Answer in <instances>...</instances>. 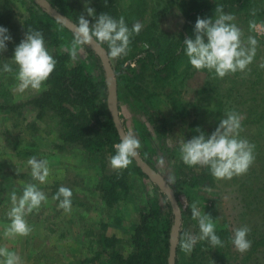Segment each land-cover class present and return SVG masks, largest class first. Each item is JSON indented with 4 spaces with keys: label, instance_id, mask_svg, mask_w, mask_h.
<instances>
[{
    "label": "rangeland",
    "instance_id": "374dc122",
    "mask_svg": "<svg viewBox=\"0 0 264 264\" xmlns=\"http://www.w3.org/2000/svg\"><path fill=\"white\" fill-rule=\"evenodd\" d=\"M187 1L116 0L115 18L123 17L130 30L138 21L142 29L131 38L126 56L110 59L106 44L99 46L100 53L107 57L112 72L113 67H126L132 61H139L142 66L135 78L127 83L129 89L124 88L123 94L144 106L146 117L158 131L165 163L163 167L158 164L157 168L179 187L182 206L178 229V237L179 234L182 236L180 243L185 233L199 235L198 222L192 219L191 208L185 206L193 202L202 213L211 216L215 232L222 241L223 246L215 248L208 241H197L191 254L180 248V264H264V67H261L264 65V0H254L245 8L223 10L235 17L232 23L241 30L245 44L248 36L258 41L253 62L245 72L229 73L223 79L214 78V73L207 70H194L185 57V61L176 66L175 74L163 79V75L153 71L152 59L145 56L149 45L140 39L147 27L155 25L159 47L166 49L167 41H177L185 22L182 10ZM5 2L8 11L0 27L8 30L11 40L6 44L7 50L0 53V247L15 252L22 264H90L86 261L96 248L94 243L89 244L91 234H104L120 240L117 249L126 257L131 248L130 231L137 223L142 207L141 181L136 176L129 177L132 190L128 199L111 210L103 208L96 187L101 175L114 171L109 163L111 155L103 151L90 154L83 146L84 142L71 138L70 130L63 126L70 113L63 114L61 109L51 106L35 107L33 101L49 90L46 85L43 84L38 91H13L17 84V68L9 60L26 34L23 24L26 5L22 0H0L2 13ZM71 2L90 25L110 9L107 6L110 0L107 4L105 0L100 3L99 0ZM86 5L94 9V17L87 15ZM128 8L132 9L131 13L127 12ZM253 22L257 26L254 30L250 29ZM5 63L12 66L13 72H3ZM62 106L72 110L65 102ZM229 111L242 117L239 138L254 145V162L246 174L231 180H216L211 175L212 181L203 187L182 188V181L204 172L203 167H188L182 162L179 155L181 143L198 136L197 128L207 138ZM121 112L125 118L130 115L124 104ZM86 119H80L79 123L85 124ZM89 132L92 139L96 138ZM32 156L48 161L50 175L44 184L33 180L30 175L27 160ZM28 183L36 184L46 195L47 202L25 217L32 229L27 237L5 238V226L11 223L7 216L12 207L10 194L15 191L19 197L23 186ZM62 186L72 191L71 211L68 213L59 209V201L52 199ZM244 226L250 229L246 238L251 241V248L241 254L235 250L232 238L234 230Z\"/></svg>",
    "mask_w": 264,
    "mask_h": 264
},
{
    "label": "trees",
    "instance_id": "16d2710c",
    "mask_svg": "<svg viewBox=\"0 0 264 264\" xmlns=\"http://www.w3.org/2000/svg\"><path fill=\"white\" fill-rule=\"evenodd\" d=\"M25 9L24 29L41 31L45 47L50 55L56 60V67L49 79L44 83L48 87L40 98L33 101L35 107L51 106L58 108L63 114L70 113L69 120L63 123L71 132V138L84 143L90 154L95 152L109 153L115 155L114 145L120 142L116 128L108 109V87L106 83L105 69L100 56L92 46H83V51L78 53V59L73 61L65 45H70L73 39V31L66 28L59 21L55 20L46 9L36 0H22ZM53 10L59 13L74 25L78 22L80 14L73 7L71 0H45ZM254 0H188L186 8L183 9L182 33L177 41H167V48L159 47L158 29L155 25L147 27L143 32L144 40L149 49L145 56L152 59L153 71L169 79L175 74L178 64L185 61L183 41L186 38L194 39V26L197 18L214 19L217 6H223L229 11L245 8ZM100 3V0H99ZM116 0H110L107 6L110 8L106 13L115 18ZM4 13L0 12V22L5 18L8 11L6 2L2 6ZM128 10V11H127ZM126 11L131 13L132 9ZM126 11L124 13H126ZM4 21V19H3ZM3 25V22H2ZM160 32V31H159ZM206 41V40H205ZM108 55V52H107ZM109 57V56H108ZM139 61H132L126 67H113V76L116 84V106L121 126L125 134H133L139 139L141 148L140 158L155 172L159 173L173 190L179 208V187L173 184L164 173L159 172L158 158L162 157V146L158 131L149 122L143 105H139L135 98L128 99L124 88L129 89L127 83L135 78ZM134 76V77H132ZM128 94V93H127ZM129 95L134 96L130 93ZM67 98L62 101V99ZM68 104L72 110L64 108L62 103ZM122 104L130 112L128 118L121 112ZM87 111V114L85 113ZM86 117L88 119H86ZM86 119V123H79L80 119ZM88 120V122H87ZM90 128H88V124ZM95 135L92 139L88 135ZM88 142V143H87ZM24 154V153H23ZM28 156V154H24ZM110 156V157H111ZM103 170V169H102ZM204 174L194 176L191 180L181 182L182 188H200L211 182V174L207 167H203ZM102 171H100L101 175ZM136 176L141 186V209L138 212V221L130 231V253L124 257L117 249L120 240L114 237H107L104 234H91L89 244L96 245L92 256L86 261L90 264H168L170 235L174 223V214L170 201L166 195L152 183L148 177L137 167L134 159L127 169L111 171L105 176L101 175L98 180L97 192L103 208L111 210L128 199L132 184L129 177ZM218 235V232H215ZM182 236L179 234L175 264H180L178 251Z\"/></svg>",
    "mask_w": 264,
    "mask_h": 264
},
{
    "label": "clouds",
    "instance_id": "9594fccd",
    "mask_svg": "<svg viewBox=\"0 0 264 264\" xmlns=\"http://www.w3.org/2000/svg\"><path fill=\"white\" fill-rule=\"evenodd\" d=\"M107 4V0H105ZM89 17L95 16V11L85 6ZM215 19L197 18L194 26V39L186 38L183 41L184 52L188 62L196 71L207 70L214 73V78L223 79L229 73L245 72L253 62L258 41L253 36H248L247 42L242 41V32L236 26L235 17L225 14L223 6L215 9ZM256 24H250L254 30ZM142 29L140 22H135L131 28L126 25L123 17L118 20L108 14H101L96 22L90 25L84 14L78 17V22L73 25V39L70 45H65L70 58L78 59V53L83 51V46L107 45L110 59L126 56L130 51L131 38L138 35ZM206 38V42H205ZM11 40L8 30L0 27V53L7 50L6 44ZM148 47V45H145ZM11 65L17 68L14 92L23 93L28 89L40 90L49 79L56 67V60L45 47L43 33L28 29L25 37L15 47ZM9 63L3 65V72L11 73L13 68ZM264 67V65H261ZM242 117L235 111L226 113V118L220 119L218 127L210 136L197 128L200 134L180 145L179 155L182 162L188 167H207L216 180H231L235 176L246 174L254 162L253 148L247 140L240 139ZM115 155L109 157L112 169L120 171L127 169L132 160L139 156L141 144L135 135L129 133L120 137V142L114 146ZM163 157L158 158V164L163 167ZM30 175L33 180L44 184L49 175L48 161L32 156L27 160ZM72 191L67 187H60L52 197L59 201L58 207L64 212L71 211ZM12 207L7 213L11 223L5 226V238L27 237L32 229L25 217L34 210H39L42 203L47 202L46 195L34 183L23 186L22 195L17 196L13 191L10 194ZM191 217L198 222L199 235L185 233L180 243L181 250L191 254L197 241H208L210 245L223 246L221 239L215 233V224L210 215L201 212L196 202L190 206ZM250 229L247 226L234 230L232 244L241 254L251 248V241L246 237ZM0 264H22L20 257L6 247H0Z\"/></svg>",
    "mask_w": 264,
    "mask_h": 264
},
{
    "label": "water",
    "instance_id": "95a60500",
    "mask_svg": "<svg viewBox=\"0 0 264 264\" xmlns=\"http://www.w3.org/2000/svg\"><path fill=\"white\" fill-rule=\"evenodd\" d=\"M40 5H42L46 11L57 21H59L61 24H63L66 28L73 31V23L69 22L67 19L62 17L59 13H57L45 0H36ZM92 47L95 49L97 54L100 56L103 66L105 69V75H106V83L108 87V109L110 112V115L112 117V121L114 123V126L116 128L117 134L120 137L125 135V132L121 126L120 119L118 116V111L116 109L115 101H116V89H115V82L113 78V72L110 66V63L107 59V57L104 54H101L102 49L95 44L92 45ZM134 161L137 165V167L140 168V170L148 177V179L157 185V187L166 195L168 200L170 201L172 211L174 214V223L171 230L170 235V246H169V257H168V264H175V256H176V245L178 241V229H179V222H180V208L177 203V200L175 198V195L172 191V189L169 187L168 183L153 169H151L141 158L140 156L134 158Z\"/></svg>",
    "mask_w": 264,
    "mask_h": 264
}]
</instances>
